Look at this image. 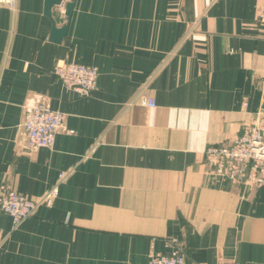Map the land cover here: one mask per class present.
Here are the masks:
<instances>
[{
  "label": "crops",
  "instance_id": "obj_1",
  "mask_svg": "<svg viewBox=\"0 0 264 264\" xmlns=\"http://www.w3.org/2000/svg\"><path fill=\"white\" fill-rule=\"evenodd\" d=\"M68 1L0 4V188H57L15 225L0 213V264H147L172 237L185 264H264V185L203 158L264 111V0H74L67 20ZM57 61L95 66L94 88H65ZM38 102L64 119L29 150Z\"/></svg>",
  "mask_w": 264,
  "mask_h": 264
},
{
  "label": "built area",
  "instance_id": "obj_2",
  "mask_svg": "<svg viewBox=\"0 0 264 264\" xmlns=\"http://www.w3.org/2000/svg\"><path fill=\"white\" fill-rule=\"evenodd\" d=\"M14 0H0L9 7ZM53 73L62 85L79 94H87L96 84L97 68L80 62H55ZM140 104L153 106L152 98L142 97ZM61 111L52 109L45 102L29 107L23 116L24 146L29 150L49 147L56 131L63 123ZM203 158L210 170L234 182L264 185V111L260 109L248 122L242 124L237 135L227 142L214 143L203 150ZM61 176V175H60ZM57 194L56 186L47 190L39 199H32L10 188H0V213L10 216L15 225L31 217L38 204ZM172 251L154 254L147 264H185V248L178 237L168 238Z\"/></svg>",
  "mask_w": 264,
  "mask_h": 264
},
{
  "label": "water",
  "instance_id": "obj_3",
  "mask_svg": "<svg viewBox=\"0 0 264 264\" xmlns=\"http://www.w3.org/2000/svg\"><path fill=\"white\" fill-rule=\"evenodd\" d=\"M61 3H62V0H45L44 13L46 15L50 16L52 8H54L55 6L61 5ZM63 6L65 9L64 13L67 16V20H68L70 17L71 11L73 9V6H74V0H70L68 2H65L63 4ZM67 27H68V22H66L65 24H63L60 27L55 26V24L53 22L52 28H51L50 39L54 40V41H59L61 39V37L65 35V33L67 31ZM22 128H23V126H22Z\"/></svg>",
  "mask_w": 264,
  "mask_h": 264
}]
</instances>
